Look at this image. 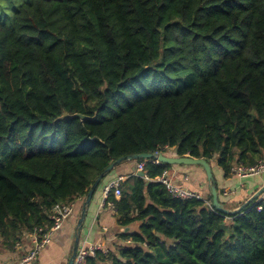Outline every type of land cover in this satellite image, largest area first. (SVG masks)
<instances>
[{
    "label": "trees",
    "instance_id": "trees-1",
    "mask_svg": "<svg viewBox=\"0 0 264 264\" xmlns=\"http://www.w3.org/2000/svg\"><path fill=\"white\" fill-rule=\"evenodd\" d=\"M17 2L0 0L1 249L120 158L172 150L227 177L264 157V0ZM171 168L108 195L117 242L84 264H264V197L220 214L171 197Z\"/></svg>",
    "mask_w": 264,
    "mask_h": 264
},
{
    "label": "crops",
    "instance_id": "crops-1",
    "mask_svg": "<svg viewBox=\"0 0 264 264\" xmlns=\"http://www.w3.org/2000/svg\"><path fill=\"white\" fill-rule=\"evenodd\" d=\"M168 156L174 157L176 155L171 154ZM135 167L136 162L121 163L113 169L114 172L112 171L108 175L107 180L104 183L102 182L99 193H94L82 224L79 246L98 244L101 250L107 251L117 242L115 235L119 232L117 227L118 218L114 216V209L105 204L102 191L104 185L112 178L131 176ZM199 170L198 167L190 169L172 167L169 173L172 174L174 183L198 193L203 199L207 198L210 193L205 173L203 174ZM183 177L187 178L186 182H183ZM214 181H217L216 187L220 201L227 205L226 209L235 210L241 207L264 185V173L255 177L239 178L235 174L224 177L222 171L219 170L216 172ZM263 197L264 193L260 198ZM82 203L83 201H76L74 213L64 222L59 231L52 234L50 242L39 252L36 260L30 264H67L73 247ZM31 247V241L24 238L20 247L14 250L7 251L0 248V264L19 261L29 252Z\"/></svg>",
    "mask_w": 264,
    "mask_h": 264
},
{
    "label": "built area",
    "instance_id": "built-area-1",
    "mask_svg": "<svg viewBox=\"0 0 264 264\" xmlns=\"http://www.w3.org/2000/svg\"><path fill=\"white\" fill-rule=\"evenodd\" d=\"M160 152H155V156ZM162 154V153H161ZM145 161H150L152 164L159 165L161 164L156 158H152L149 160H144L140 162H136L135 170L132 176H137L138 172L143 173V178L145 180H149L144 174ZM232 173L237 175L239 178H247V177H255L264 173V157L259 159L254 166L251 167H242L237 166L232 169ZM126 176H117L108 181L103 187V199L104 201L111 193L113 196L118 199L121 194V184L126 180ZM161 185L165 187L167 192L171 197L177 199H194V200H202V197L187 188H184L176 183H174L172 179V174L168 171H164L160 176L155 179ZM183 182L187 181L186 177L182 178ZM76 199L75 201H65L59 202L54 205L50 211L49 218L52 222V225L49 228H35L29 234H24L22 240L28 239L32 243V247L29 252L21 258L19 261L15 263H7V264H30L34 262L39 254V252L50 242L51 236L54 232L59 231L64 222L74 213L76 207ZM108 205L113 208V205ZM260 209V208H258ZM21 240V241H22ZM21 241L16 243L14 249L20 247ZM100 250V245L89 244L86 246H78L77 254L73 260V264H84L85 259L88 256L94 255V253Z\"/></svg>",
    "mask_w": 264,
    "mask_h": 264
},
{
    "label": "water",
    "instance_id": "water-1",
    "mask_svg": "<svg viewBox=\"0 0 264 264\" xmlns=\"http://www.w3.org/2000/svg\"><path fill=\"white\" fill-rule=\"evenodd\" d=\"M95 117H96V113L91 118L87 117L85 115L79 114V113H75L72 115L63 113L59 117V120L77 118L81 121H84V120H93V119H95ZM152 158H156L163 165H170V166L186 165V166H199V167H201L205 173V176H206V179L208 182L209 193L211 196V204H212L211 206L213 207V209L217 213H220V214L231 215V216L235 215V214H240L241 210L243 208L248 206V204H250L255 199L259 198L264 193V185H263L241 207H239L238 209H235V210H228L222 205V203H220L218 201V193H217V189L214 185V179H213V175H212L211 166L203 159H192L189 157H178V156L169 157V156H166V155L161 154V153H158L156 156H155V154H141V155H133V156H127V157L120 158V159L114 161L113 163H111L96 178V180L94 181V183L90 187L87 195L85 196V199H84L82 206H81V209H80L79 218H78L77 225H76V233H75V237H74L73 247H72V251H71V254L69 256V259L67 261V264H73V260L77 254V250H78V246H79V237H80V233H81L82 224H83L85 216L87 214L88 207L90 205V201H91L95 191L97 190L98 186L102 183L103 179L107 175H109L111 173V171L113 169H115V167L119 166L121 163L137 162L139 160H149ZM137 176L142 177L143 173L138 172Z\"/></svg>",
    "mask_w": 264,
    "mask_h": 264
},
{
    "label": "rangeland",
    "instance_id": "rangeland-1",
    "mask_svg": "<svg viewBox=\"0 0 264 264\" xmlns=\"http://www.w3.org/2000/svg\"><path fill=\"white\" fill-rule=\"evenodd\" d=\"M26 0H20V2H17V4L19 5V4H21V3H23V2H25ZM7 2H10V1H7ZM16 5H14V7H15ZM11 10V9H10ZM10 10H2V12H5V13H9L10 12ZM11 12H13L12 13V15L15 13V10L14 11H12L11 10ZM0 20H4L3 22L5 23V24H7V25H9V22H10V18H8V17H6L4 14H0ZM163 154L164 155H171V154H174L173 152H163ZM172 167H177V168H185V169H190V168H192V167H198V169H200L199 171L201 172V173H203L204 174V171H203V169L201 168V167H199V166H186V165H174V166H172ZM211 170H212V175H213V179L215 180V175H216V172L217 171H219V168H217L214 164H211ZM114 172V171H113ZM205 175V174H204ZM188 176V175H187ZM109 176L107 175L104 179H103V183L107 180V178H108ZM189 177V176H188ZM215 182V184H217V181H214ZM102 184V183H101ZM101 184L98 186V188H97V190L95 191L96 193L95 194H97V193H99L98 191H99V189L101 188ZM202 200H204L205 201V198H203ZM79 201H82V199H80V198H78V200H77V202H79ZM134 228H137V225L135 224V225H132ZM136 226V227H135Z\"/></svg>",
    "mask_w": 264,
    "mask_h": 264
}]
</instances>
